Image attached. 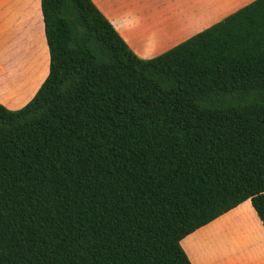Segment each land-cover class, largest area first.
<instances>
[{
  "label": "trees",
  "instance_id": "obj_1",
  "mask_svg": "<svg viewBox=\"0 0 264 264\" xmlns=\"http://www.w3.org/2000/svg\"><path fill=\"white\" fill-rule=\"evenodd\" d=\"M49 73L0 102V264H193L184 237L264 223V0L152 58L93 0H41Z\"/></svg>",
  "mask_w": 264,
  "mask_h": 264
},
{
  "label": "crops",
  "instance_id": "obj_2",
  "mask_svg": "<svg viewBox=\"0 0 264 264\" xmlns=\"http://www.w3.org/2000/svg\"><path fill=\"white\" fill-rule=\"evenodd\" d=\"M252 1L93 0L144 59L164 53ZM49 63L41 0H0V102L10 109L24 106L47 77ZM38 75L34 90L21 101ZM181 244L193 264H264V223L248 199L184 237Z\"/></svg>",
  "mask_w": 264,
  "mask_h": 264
},
{
  "label": "rangeland",
  "instance_id": "obj_3",
  "mask_svg": "<svg viewBox=\"0 0 264 264\" xmlns=\"http://www.w3.org/2000/svg\"><path fill=\"white\" fill-rule=\"evenodd\" d=\"M39 70H40V68H39ZM39 70H38V72H40ZM39 80H40V75H38V77L35 79L34 83H32V85H31L28 93L26 94V96H24L23 98H21V101L25 100V98H27V96H29L32 93V91L34 90V88L37 85V83L39 82Z\"/></svg>",
  "mask_w": 264,
  "mask_h": 264
}]
</instances>
